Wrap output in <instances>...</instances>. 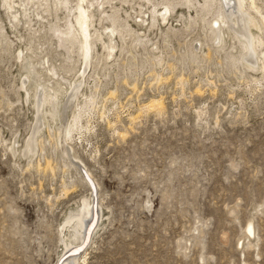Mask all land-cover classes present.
<instances>
[{"label": "rangeland", "instance_id": "374dc122", "mask_svg": "<svg viewBox=\"0 0 264 264\" xmlns=\"http://www.w3.org/2000/svg\"><path fill=\"white\" fill-rule=\"evenodd\" d=\"M87 1L91 32L117 28V47L108 57L92 37L82 76L78 39L62 33L80 0L11 1L16 20L0 0V264L69 258L61 227L84 196L99 218L82 264H264V60L245 66L232 30L214 44L219 3ZM165 3L169 23L150 20ZM39 82L57 89L56 108L37 110Z\"/></svg>", "mask_w": 264, "mask_h": 264}, {"label": "bare ground", "instance_id": "6f19581e", "mask_svg": "<svg viewBox=\"0 0 264 264\" xmlns=\"http://www.w3.org/2000/svg\"><path fill=\"white\" fill-rule=\"evenodd\" d=\"M11 1L15 3V0H4V2L7 4L10 10H12L13 5H14L13 3H11ZM142 2L143 4H146V3L150 4L148 7L156 5V3L152 2L151 0H143ZM174 3L180 6H188V7L199 6V8L201 9L206 8L207 5L213 6L219 3L218 13L216 17L213 18L214 22H212V24L210 25L211 32L213 34L212 37L215 41L214 44H217L219 47L223 48L225 45L224 37L227 33L231 32L230 30H232L234 31L236 37L238 38L242 47L245 50V52L243 53L244 55L243 63H245V66L247 65V67L253 68L254 64H256V62L253 61L254 57L256 58V60H261V59L264 60V52H261V55H260L257 52L258 50L256 48V43L262 42V41L257 36H255V34L251 30L252 27H254L255 29H259L260 26L258 24V21L255 19V16L250 15V13H248V9L250 7L253 8L256 12H259L255 0H248V1L246 0H177ZM94 6H95L94 2L92 1L80 0V2L76 4L77 11L74 16V22L76 25L75 27L77 28H75V30H72L74 27L69 28L72 31L70 30L68 31L65 27L67 31L62 30L63 31L62 33L66 34L67 38L70 35H75L76 38L78 39L77 41L78 47L80 50V54L82 56L81 64H84L83 70H82V66H80V70H82V76L85 74L88 64L90 63L89 61L90 59L88 58V56L91 53L93 42L90 43L89 40L92 37H95L97 41L101 39V46L105 47V49L107 50L108 57L112 56L115 48L117 47V42L114 40V38H112V36H114V34L116 33L117 28L113 26L109 27L108 32L110 35L105 40H102L100 36L101 34L100 32H97L95 34L91 32V26L93 25L94 16H93V13L90 11V7L94 8ZM170 6L173 7L174 4L165 3L164 8H162V10H159V9L156 10V8H154V10L156 11H154L155 14L152 15V18H150V20H153V21L158 20L159 22L160 21L166 22L169 18V15L172 14ZM96 7H98V5ZM240 10L241 12H239ZM144 16H146V12H144ZM12 18L14 20L17 19V14L13 10H12ZM238 18H244V21L240 19L238 20ZM261 18L264 21V15H261ZM148 19H149V16L147 20H145L144 18H140V16H138V20H140L139 24H143L145 22V24L148 26L150 24ZM168 23H169V20L167 21V24ZM140 32H142V30H140ZM241 39H243L245 42ZM152 47L155 48L156 44H153ZM198 48L202 49L201 42L199 43L196 42V45L193 48L192 54L194 53L196 54V51L198 50ZM208 51H209V47L207 48L206 54H208ZM193 58L195 59L196 55L193 56ZM230 59H232V61H236V60L240 61L239 58L235 56H232ZM32 64L33 63L29 64L30 70H31ZM46 69L49 72V74L51 75L53 74L52 75L53 77L55 73V72L51 73V70L53 68L50 69L49 67ZM26 77L28 80H30V77L28 75ZM56 82L60 84V81L57 78H56ZM36 90H38V92H34V96L36 97L35 99L37 102V110H39L41 104H44V102H48L52 104L53 108H56V106L59 104L57 102L58 101L57 89H55L52 85L46 86L44 84H40L39 82L35 86V91ZM161 105H162L161 99L158 98V99H151L145 106H147L148 108H155V109L157 108L159 110L161 109ZM72 116H73V120H72V123H70V128H72L73 126H77L80 121L79 119H77V114L72 115ZM65 151L64 153H66ZM66 156H68L67 153H66ZM71 163L74 165V162L71 161ZM78 169H79L78 171L82 174L83 179H85L91 185L93 181L90 179L89 176L85 174L84 171H82V167ZM94 194L95 193L93 192V195ZM96 209L97 207L95 204V196L92 197V200L84 196L81 199V202L77 204V208L69 212L61 228L62 229L66 228V230L67 228H69L67 230L69 231L68 234L63 233L64 254L65 252L67 254L69 251L72 254L69 255V258L66 257L67 259H64V260L61 259L62 261L59 264H82L80 262L79 252L87 244L88 240L90 239L91 232L94 231V227L98 221V218H99L98 210L96 211ZM246 232H248V234L253 233L252 222H248V226H246ZM68 235H70L71 237L68 238ZM84 259L82 261H84Z\"/></svg>", "mask_w": 264, "mask_h": 264}]
</instances>
